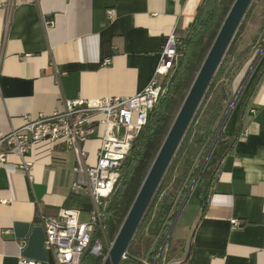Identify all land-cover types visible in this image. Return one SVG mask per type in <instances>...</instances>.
I'll return each instance as SVG.
<instances>
[{
	"label": "crops",
	"instance_id": "obj_1",
	"mask_svg": "<svg viewBox=\"0 0 264 264\" xmlns=\"http://www.w3.org/2000/svg\"><path fill=\"white\" fill-rule=\"evenodd\" d=\"M202 2L0 0V135L23 127L28 117L63 111L66 101L141 93L155 77L167 36L184 38ZM263 62L264 55L248 86ZM248 86L226 121L218 154L235 134ZM100 145L97 137L83 145L90 164ZM31 158V175L0 166V264H51L42 217L69 208L87 220L93 208L90 195L72 192L76 158L63 143L36 149ZM212 190L204 215L197 183L191 192V232L175 261L264 264V75Z\"/></svg>",
	"mask_w": 264,
	"mask_h": 264
},
{
	"label": "trees",
	"instance_id": "obj_2",
	"mask_svg": "<svg viewBox=\"0 0 264 264\" xmlns=\"http://www.w3.org/2000/svg\"><path fill=\"white\" fill-rule=\"evenodd\" d=\"M235 1L203 0L199 6L179 48L182 57L178 66L171 71L165 92L123 161L120 179L108 201L106 229L110 245L119 233ZM244 26L242 22L128 249L127 258L121 264H153L155 260V264H185L184 259L180 263L175 261L182 254L173 244L172 233L165 253L158 258L157 255L232 104L229 85L244 65L249 51H238V39ZM263 75L264 62L248 86L231 142L227 143L222 154L212 152L199 175L197 186L202 198V215L208 206L221 162L231 146L239 141L242 117ZM201 117L204 123L200 128L197 122ZM223 138L221 133L216 146L224 144ZM103 261V258L86 257L83 264H103Z\"/></svg>",
	"mask_w": 264,
	"mask_h": 264
},
{
	"label": "built area",
	"instance_id": "obj_3",
	"mask_svg": "<svg viewBox=\"0 0 264 264\" xmlns=\"http://www.w3.org/2000/svg\"><path fill=\"white\" fill-rule=\"evenodd\" d=\"M108 16H113L112 10H108ZM46 25H53V20L47 19ZM182 41L175 33L167 36L155 77L141 93L66 101L63 111L28 117L23 127L0 135V166L28 175L34 167L31 156L36 149L63 143L76 158L72 192L93 199L87 220L81 219L80 210L69 208L61 209L56 217H42L45 244L53 256L51 264H83L86 257L106 258L112 245L106 229L108 201L120 179L123 161L166 90L164 81L178 66ZM92 137L101 141L95 164L88 162L83 146ZM11 157L18 161L12 162ZM233 223L238 225L236 220ZM19 264L36 263L20 260Z\"/></svg>",
	"mask_w": 264,
	"mask_h": 264
},
{
	"label": "water",
	"instance_id": "obj_4",
	"mask_svg": "<svg viewBox=\"0 0 264 264\" xmlns=\"http://www.w3.org/2000/svg\"><path fill=\"white\" fill-rule=\"evenodd\" d=\"M254 0H236L233 4L229 14L226 17L222 28L220 29L124 223L121 226L119 233L113 241L103 264H121L124 259L127 258L128 249L151 205L177 151L179 150L186 133L199 110L203 99L208 92L212 81L214 80L227 51L229 50L237 31L244 20L248 10L252 6ZM235 98L231 104L230 109L222 123L218 134L211 145L199 171L193 181L190 190L181 205L177 215L172 222L167 235L158 251V256L161 254L162 249L166 245L179 214L186 205L191 192L193 191L199 175L203 171L210 155L212 154L217 140L224 130L226 121L237 102ZM156 263V260L153 264Z\"/></svg>",
	"mask_w": 264,
	"mask_h": 264
},
{
	"label": "rangeland",
	"instance_id": "obj_5",
	"mask_svg": "<svg viewBox=\"0 0 264 264\" xmlns=\"http://www.w3.org/2000/svg\"><path fill=\"white\" fill-rule=\"evenodd\" d=\"M248 16L244 18V30L238 39V51L249 50L246 54V60L239 73L234 77L229 88L234 102L238 98L237 104L240 103L246 88L254 74L253 69L259 59L264 55V0H254L252 6L247 12ZM246 14V15H247ZM251 76V77H250ZM168 79L164 81L167 83ZM237 106V105H236ZM235 106V107H236ZM203 117L197 122V127L203 125ZM228 126V124H226ZM225 133V129L221 132ZM220 145H215L214 150H220ZM194 219V210L191 205L187 204L179 214L174 229L172 231V241L175 247L184 245L189 239L188 234L191 232V224ZM166 243L163 253L167 249Z\"/></svg>",
	"mask_w": 264,
	"mask_h": 264
}]
</instances>
